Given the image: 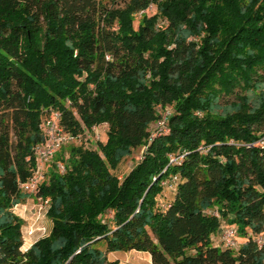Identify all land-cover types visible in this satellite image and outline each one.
Instances as JSON below:
<instances>
[{
  "label": "trees",
  "instance_id": "1",
  "mask_svg": "<svg viewBox=\"0 0 264 264\" xmlns=\"http://www.w3.org/2000/svg\"><path fill=\"white\" fill-rule=\"evenodd\" d=\"M52 113L107 138L26 192ZM31 199L52 227L24 252ZM224 223L238 249L213 245ZM262 234L264 0H0V264H264Z\"/></svg>",
  "mask_w": 264,
  "mask_h": 264
},
{
  "label": "rangeland",
  "instance_id": "2",
  "mask_svg": "<svg viewBox=\"0 0 264 264\" xmlns=\"http://www.w3.org/2000/svg\"><path fill=\"white\" fill-rule=\"evenodd\" d=\"M108 6H112L111 3L108 4ZM117 7H123L124 3L119 1V4H116ZM156 12V7H151L147 13L149 15H153ZM141 21L140 16L136 17L135 21V28L138 29L139 23ZM235 100V97H230V98H224L221 101L222 107L229 106L231 102ZM74 136V135H73ZM75 140L71 141L69 144L64 146V148L58 153L61 155V152H64L65 158L67 159L70 155V150L73 146H83L86 149H91V150H96L98 147V142H105L107 138V128L106 126L102 125L99 127H94L90 131H86L85 133L77 136H74ZM58 155V156H59ZM137 156V154H135ZM55 157L50 163L47 165H51L55 161ZM139 159V157H138ZM58 164H65L63 162H58ZM136 165V157L135 158H128L126 159L120 168L117 171V175L122 178L126 176L128 173L131 172V170L135 167ZM48 173V172H47ZM45 181L47 179L45 178ZM166 195L168 197H172V190H167ZM42 204L36 199H31L29 200L25 205H19L15 208V212L25 221V226L23 227V233H24V246L22 248V251L26 252L28 249L31 248V246L37 242L39 239L47 236L50 233L52 223L51 221L46 217L47 210H43L42 212L40 211L39 205ZM224 228H228L227 224L224 223L223 227L219 230L217 234H215L212 238L213 245L215 246H220L224 247L222 243V238H221V231L224 230ZM244 242V239L239 238L238 236V243L240 246L241 243ZM237 248L235 249H238ZM120 256V259L122 264H146L148 258L149 261H151V256L148 253H143V252H137V251H132V252H120L118 253ZM145 255V256H143ZM125 258V259H124ZM120 261V260H119Z\"/></svg>",
  "mask_w": 264,
  "mask_h": 264
},
{
  "label": "built area",
  "instance_id": "3",
  "mask_svg": "<svg viewBox=\"0 0 264 264\" xmlns=\"http://www.w3.org/2000/svg\"><path fill=\"white\" fill-rule=\"evenodd\" d=\"M142 13L139 15L141 16ZM168 115H165L164 119L159 121L155 125V131L159 133H167L168 128L166 126V118ZM43 130L46 136V143L42 146L36 148L35 156L37 160V169L33 176V178L25 185H23V189L26 192L36 193L40 183L45 179L44 174L47 165L54 159L56 154H58L64 146L69 144L71 141L75 140V137L66 132L64 127L61 124V115L58 113H52L51 116L47 117L43 121ZM153 139V138H152ZM143 159V155L139 156V160ZM179 159H172V163H177ZM58 169L61 173H65L66 169L63 164L58 165ZM178 181V177H174L172 182L175 183ZM170 182H164L163 185L167 186ZM39 205L40 211L48 209L47 202H41ZM221 238L224 248L235 249L239 245L238 243V235L236 229L233 227L224 228L221 231ZM258 244L260 246H264V234L258 237Z\"/></svg>",
  "mask_w": 264,
  "mask_h": 264
},
{
  "label": "crops",
  "instance_id": "4",
  "mask_svg": "<svg viewBox=\"0 0 264 264\" xmlns=\"http://www.w3.org/2000/svg\"><path fill=\"white\" fill-rule=\"evenodd\" d=\"M143 256H145V255H143ZM110 258H111V259H115V260H120V264H122V262H121L122 259H120V256L118 255V253H112V254L110 255ZM124 259H125V258H124ZM146 264H153V263H152V259H151V261H149V258H148Z\"/></svg>",
  "mask_w": 264,
  "mask_h": 264
}]
</instances>
